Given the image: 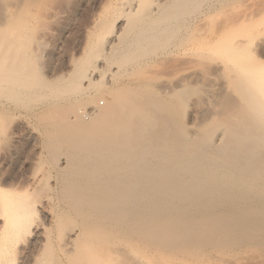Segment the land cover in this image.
Wrapping results in <instances>:
<instances>
[{"label":"rangeland","instance_id":"1","mask_svg":"<svg viewBox=\"0 0 264 264\" xmlns=\"http://www.w3.org/2000/svg\"><path fill=\"white\" fill-rule=\"evenodd\" d=\"M146 32L155 37L138 49L134 42ZM238 41L245 59L218 50ZM0 48V58L5 52L21 55L0 66V196L27 192L36 209L31 221L45 224L46 244L25 251L27 258L90 264L89 256H76L67 243L73 229L83 226L64 213L65 165L61 154L48 150L47 132L59 119L91 120L111 97L105 87L115 85V76L117 86L142 84L143 91L171 100L190 137L236 113L243 101L235 77L243 67L264 64V0H0ZM120 65L127 71L119 73ZM92 68L90 81L78 79ZM223 128L213 134L215 144ZM130 237L131 244L113 241L112 264H264V243L250 246L247 237L241 246L229 241V247L217 239V247L201 254L159 251L151 261L135 250L145 247L143 241ZM20 257L12 264H20Z\"/></svg>","mask_w":264,"mask_h":264},{"label":"bare ground","instance_id":"2","mask_svg":"<svg viewBox=\"0 0 264 264\" xmlns=\"http://www.w3.org/2000/svg\"><path fill=\"white\" fill-rule=\"evenodd\" d=\"M154 37L146 32L134 43L142 48ZM238 42L218 50L230 52L234 60L245 59ZM20 57L18 52H5L0 66ZM122 65L119 73L127 71ZM245 68L233 81L242 97L241 109L195 131V137L187 135L171 100L143 91L142 84L117 86L116 76L115 85L105 87L111 97L91 120L76 115L57 120L54 131L47 130V149L55 157L63 156L65 183L70 187L63 201L60 198L64 213L83 226L73 229L67 239L68 246L77 249L76 256L78 252L89 256L90 264H112L113 241L129 244L131 234L138 243L143 241L145 247L135 250L149 261L159 251L201 254L222 240L233 246H241L246 237L250 246L264 243V64ZM91 70L78 79L90 81ZM221 126L222 141L215 144L213 134ZM28 196L27 192L0 196V264L14 263L18 253L20 264H43L26 256L35 244H46L45 224L31 221L36 209ZM26 234L28 243L23 242ZM217 239L222 240L213 243Z\"/></svg>","mask_w":264,"mask_h":264}]
</instances>
